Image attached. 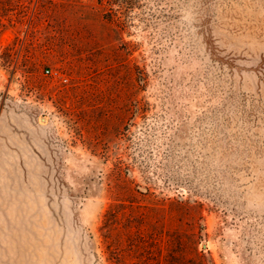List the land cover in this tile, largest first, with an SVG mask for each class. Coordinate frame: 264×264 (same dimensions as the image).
I'll list each match as a JSON object with an SVG mask.
<instances>
[{
    "label": "rangeland",
    "instance_id": "1",
    "mask_svg": "<svg viewBox=\"0 0 264 264\" xmlns=\"http://www.w3.org/2000/svg\"><path fill=\"white\" fill-rule=\"evenodd\" d=\"M0 264H264V0H0Z\"/></svg>",
    "mask_w": 264,
    "mask_h": 264
},
{
    "label": "built area",
    "instance_id": "2",
    "mask_svg": "<svg viewBox=\"0 0 264 264\" xmlns=\"http://www.w3.org/2000/svg\"><path fill=\"white\" fill-rule=\"evenodd\" d=\"M50 70L49 69H46V72L48 73Z\"/></svg>",
    "mask_w": 264,
    "mask_h": 264
}]
</instances>
